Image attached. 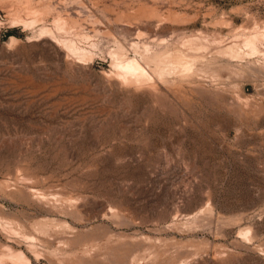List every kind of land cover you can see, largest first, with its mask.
<instances>
[{
	"label": "rangeland",
	"instance_id": "obj_1",
	"mask_svg": "<svg viewBox=\"0 0 264 264\" xmlns=\"http://www.w3.org/2000/svg\"><path fill=\"white\" fill-rule=\"evenodd\" d=\"M263 33L264 0H0V264H264Z\"/></svg>",
	"mask_w": 264,
	"mask_h": 264
},
{
	"label": "bare ground",
	"instance_id": "obj_2",
	"mask_svg": "<svg viewBox=\"0 0 264 264\" xmlns=\"http://www.w3.org/2000/svg\"><path fill=\"white\" fill-rule=\"evenodd\" d=\"M254 33H256V32H254ZM249 34H251V33H249ZM251 35H254V34L252 33ZM263 37H264V35H263ZM260 39H261V36L259 34H256L252 38H249L246 40L249 48L251 49V51L253 53H256L258 51V42L260 41ZM66 46L70 52L77 53L78 49L76 48L74 43L68 42V43H66ZM189 48L191 50L197 52V53H201L205 49V47L203 45H201V44L198 45L195 40L189 41ZM230 53L234 57L239 56V53L237 51H235L234 48L230 49ZM121 58L120 57H119V59L116 58V65L121 72L120 76L124 80L142 82V81H145V80L150 78V74L148 73V71L142 66V64L137 59L134 58V59L121 60ZM183 60H184V57L180 56L177 58L176 62L169 63L168 67L166 68L167 73L170 71H177V69L179 68V65L184 66V68H186L188 70H192V67H187V66L185 67V65L182 62ZM43 227H45V226H43ZM10 258L13 261H15V263L16 262L19 264H25L26 263V259L23 257L22 254H17V255L10 254Z\"/></svg>",
	"mask_w": 264,
	"mask_h": 264
}]
</instances>
